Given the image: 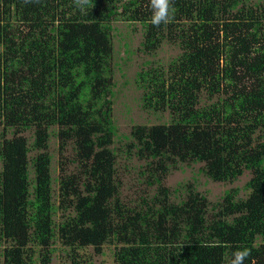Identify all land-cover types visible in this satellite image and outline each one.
Returning <instances> with one entry per match:
<instances>
[{"label": "trees", "instance_id": "obj_1", "mask_svg": "<svg viewBox=\"0 0 264 264\" xmlns=\"http://www.w3.org/2000/svg\"><path fill=\"white\" fill-rule=\"evenodd\" d=\"M174 7L157 28L149 0H0V264H52L57 241L70 264H93L86 250L107 245L114 264H230L243 248L251 250L245 264H264V0ZM114 22L142 24L148 55L166 42L181 49L137 79L143 109L169 112L171 122L132 131L130 147L157 185L135 207L120 199L112 149ZM54 127L61 155L73 144L78 162L74 173L62 167L57 204ZM180 163H203L214 182L250 171V193L228 191L210 219L192 185L171 200L163 182Z\"/></svg>", "mask_w": 264, "mask_h": 264}, {"label": "rangeland", "instance_id": "obj_2", "mask_svg": "<svg viewBox=\"0 0 264 264\" xmlns=\"http://www.w3.org/2000/svg\"><path fill=\"white\" fill-rule=\"evenodd\" d=\"M252 3L257 0H251ZM114 56L112 70L114 78L113 120L116 125V136L112 149L117 154V179L121 182L120 199L128 206H137L143 199H150L157 193V185L149 186V173L147 161L140 160L136 150L130 147L134 141L132 131L136 126H153L170 123L169 112H150L143 109V89L138 84L139 74L158 66L168 67L170 63L181 54V49L169 42L164 43L153 55L143 52L144 29L140 23L114 22L113 23ZM203 102H207L204 99ZM57 127L51 133L49 150L52 156V175L54 177V200L57 204L59 192V178L62 167L70 173L78 170V162H74L76 154L73 144H70L63 155L60 153V139L56 135ZM4 131L0 127L1 134ZM14 134L8 133L11 138ZM33 143V132L23 134ZM37 155L31 152L30 157ZM2 163L0 161V169ZM33 178V169L31 168ZM252 178L250 171L233 183L214 182L206 175L203 163L179 164L178 168H171L170 174L164 180V185L170 190V197L174 203L185 198L187 186L206 196L209 202L210 219L219 211L223 198L231 190H237L240 198L246 199L250 193L246 185ZM62 218V211L56 216V221ZM54 258L52 264H70L67 249L59 242L53 244ZM114 245H107L102 254H96L94 248L86 250L87 256L93 264H114ZM3 259V258H1Z\"/></svg>", "mask_w": 264, "mask_h": 264}, {"label": "clouds", "instance_id": "obj_3", "mask_svg": "<svg viewBox=\"0 0 264 264\" xmlns=\"http://www.w3.org/2000/svg\"><path fill=\"white\" fill-rule=\"evenodd\" d=\"M74 3L79 7L86 4L87 0H74ZM149 8L152 13L149 22L154 27L159 28L162 24L167 25L175 17L174 0H149ZM250 255V249H238L232 253L230 264H245Z\"/></svg>", "mask_w": 264, "mask_h": 264}]
</instances>
